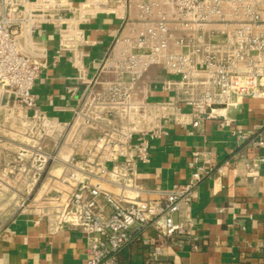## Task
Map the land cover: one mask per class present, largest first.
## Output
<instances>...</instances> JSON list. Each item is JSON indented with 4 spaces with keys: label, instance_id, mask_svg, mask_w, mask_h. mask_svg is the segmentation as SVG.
I'll list each match as a JSON object with an SVG mask.
<instances>
[{
    "label": "built area",
    "instance_id": "1",
    "mask_svg": "<svg viewBox=\"0 0 264 264\" xmlns=\"http://www.w3.org/2000/svg\"><path fill=\"white\" fill-rule=\"evenodd\" d=\"M102 13L118 27L92 72L84 25ZM45 26L58 35L53 54L38 35ZM62 58L83 85L67 121L40 110L33 92ZM152 83L173 96L150 98ZM263 96L264 0H0V107L25 120L19 165L7 170L28 177L29 194L17 206L37 200L51 234L64 227L88 234L86 264H119L120 251L140 237L143 264H171L167 255L201 248L191 203L201 180L221 169L211 151L194 149L188 180L169 188L144 185L137 165L150 161L152 140L168 135L171 121L190 118L196 129L203 116ZM234 135L259 151L244 165L260 176L264 129ZM147 228L154 234L144 236Z\"/></svg>",
    "mask_w": 264,
    "mask_h": 264
},
{
    "label": "crops",
    "instance_id": "2",
    "mask_svg": "<svg viewBox=\"0 0 264 264\" xmlns=\"http://www.w3.org/2000/svg\"><path fill=\"white\" fill-rule=\"evenodd\" d=\"M84 27L89 43L82 49L88 53L85 60L93 72L117 32L118 21L102 13ZM38 35L53 54L56 31L45 26ZM149 89L152 99L173 96L155 83ZM82 91L76 70L65 58L44 69L33 88L40 110L62 121L71 119ZM9 116L0 107V207L14 209V192L25 183L18 169L13 174L7 171L10 165H19L21 123L16 115ZM263 127L264 96L243 97L237 105L218 109L214 117L203 116L199 128H193L190 118L186 123L171 121L168 135L152 140L150 161L137 165L138 179L148 187L169 188L187 181L191 172L188 162L196 148L210 150L211 159L221 167L201 180L191 203L201 248L186 246L167 255L171 264H264V164L260 176H248L244 164L259 151L250 147L249 140L239 141L234 135L243 129L257 136ZM52 170L58 174L62 167L56 164ZM100 203L109 210L103 199ZM36 204L38 201L32 200L27 209L9 212L0 222V264H86L89 235L70 227L51 234ZM153 234L152 228L143 232L144 236ZM142 240L140 237L121 251L120 263L143 264L148 247Z\"/></svg>",
    "mask_w": 264,
    "mask_h": 264
},
{
    "label": "rangeland",
    "instance_id": "3",
    "mask_svg": "<svg viewBox=\"0 0 264 264\" xmlns=\"http://www.w3.org/2000/svg\"><path fill=\"white\" fill-rule=\"evenodd\" d=\"M21 122H22V125H23L25 120L22 118ZM27 131H28V129H26V128H24L22 126V133H21L22 139H24L25 136L28 135ZM20 178H21L22 184L23 183L26 184V180L28 179V177L25 176V174L22 173ZM14 193H15L17 198L19 197L20 199H23L26 195L29 194V191L27 189L22 188L19 192H14ZM5 194H6V198H7L8 193H5ZM19 210H20V208L18 206L15 207L14 209L13 208L0 207V222L2 221V219H4L9 214V212H13V211L15 212V211H19Z\"/></svg>",
    "mask_w": 264,
    "mask_h": 264
},
{
    "label": "trees",
    "instance_id": "4",
    "mask_svg": "<svg viewBox=\"0 0 264 264\" xmlns=\"http://www.w3.org/2000/svg\"><path fill=\"white\" fill-rule=\"evenodd\" d=\"M128 245H129V244H128ZM125 247H126V246H125ZM125 247H124V248H125ZM124 248H123V249H124ZM123 249H122V250H123ZM122 250H121V251H122ZM121 251H120V253H119V259H118V263H119V264H122V263H120V255H121Z\"/></svg>",
    "mask_w": 264,
    "mask_h": 264
}]
</instances>
